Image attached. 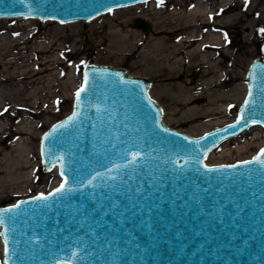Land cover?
Returning <instances> with one entry per match:
<instances>
[{"label": "water", "instance_id": "95a60500", "mask_svg": "<svg viewBox=\"0 0 264 264\" xmlns=\"http://www.w3.org/2000/svg\"><path fill=\"white\" fill-rule=\"evenodd\" d=\"M144 1L0 0V17L86 21ZM136 24L149 26L143 18ZM85 73L90 88L79 106L74 94L71 111L40 138L42 170L56 167L58 184L0 205H20L3 213V264H264V167L244 163L264 145L234 162L205 161L228 138L255 124L264 129V56L248 65L235 119L199 135L164 122L149 78L89 62L77 90ZM74 113V123L58 127ZM135 152L142 159L132 163ZM62 184L65 191L50 196ZM41 194L50 198L36 200Z\"/></svg>", "mask_w": 264, "mask_h": 264}, {"label": "rangeland", "instance_id": "374dc122", "mask_svg": "<svg viewBox=\"0 0 264 264\" xmlns=\"http://www.w3.org/2000/svg\"><path fill=\"white\" fill-rule=\"evenodd\" d=\"M245 1L254 9H260L261 5H264V0ZM146 2L111 9L115 11L112 19L102 21L97 27L86 24L88 20H78L83 24L78 36L76 35L78 28L73 30L64 27L58 31L57 26L63 23L52 19L0 17V162L7 163L5 157L10 155L12 150L26 146L29 149V159L32 160L27 167H22L21 171L16 169L21 174L31 171V174H27L28 179L24 183L17 182L21 179L8 183L5 180L9 178L8 170L4 167L0 168V205L11 203L20 197L46 192L58 183L56 170H42L39 154L40 138L47 127L70 112L86 63L121 67L130 74L149 78L151 82L149 93L162 106L164 122L191 135H199L234 119L237 108L246 93L245 73L248 65L254 57L264 56V33L260 31L264 28L262 18L257 17V22L253 23L250 29H244L246 23L243 21V23H226L214 30V35L221 36L223 41L227 42L228 54L224 59L227 63L231 61L235 63L236 66L234 65L231 69L236 71L231 72H236L237 76L228 79L221 87H214L215 91L211 95H215L218 101V104H212L217 111L216 115L187 121L183 120V116L189 108L206 106L209 103L210 95L196 87L202 86V80L213 74H207L199 67H189L180 78L172 81L185 82L187 87H194L192 91L186 88L179 91L174 85L168 87L164 83L167 81L158 80L156 76L158 71L153 56L139 47H133V42L140 35L147 38L153 37L155 27L156 29L180 27L181 22L184 21L181 13L191 10L197 4L216 8L218 4H224L225 0H168L162 3L154 0L157 4L153 5ZM233 2L234 4L222 13L225 17L236 13L242 0H233ZM175 11L181 12L176 14ZM138 18L148 22L147 29L136 24ZM91 19H89L90 22L94 20ZM27 21H31L32 28L27 29V26H30L26 25ZM257 23L258 26H256ZM182 30V28L177 29L175 33H180ZM29 33L32 36H28ZM250 33V37H247L246 35ZM160 35L165 36L166 33H160ZM74 38H78L79 42L74 43ZM70 41L77 51L65 47V44L69 45ZM220 72H223V69ZM216 77L213 81L218 80V76ZM200 92L202 93L198 94ZM178 93L181 96V102L172 104L171 97ZM186 96L189 98L187 99ZM220 110L222 112H219ZM239 136L242 141L245 140L246 146L243 150L236 151L237 144L234 138H231L225 145L232 150L228 155L221 156L219 145L213 149L215 152L212 156L209 153L206 162L211 164L233 162L251 157L264 144V129L259 124L247 128L244 134ZM12 154L15 156L16 152ZM0 264H2L1 239Z\"/></svg>", "mask_w": 264, "mask_h": 264}, {"label": "bare ground", "instance_id": "6f19581e", "mask_svg": "<svg viewBox=\"0 0 264 264\" xmlns=\"http://www.w3.org/2000/svg\"><path fill=\"white\" fill-rule=\"evenodd\" d=\"M163 1L167 2L168 0H163ZM148 2H150V3H148L150 5L157 4V3H154V0H150ZM234 2H233V0H225L224 4H220V5L218 4V7H216V8H214L213 6L207 7V6H202L201 4L200 5L197 4L191 10H189L185 13H181L183 15L184 21H182L183 23L181 22L180 27L172 28V29H170V28L169 29H167V28L156 29V27H155L154 31L152 33L153 37L147 38L145 36L142 37L140 35L139 38L135 39L133 42V44H134L133 47H135V48L139 47V48H141V50L146 51L151 56H153L154 61H155V65H156V68L158 71V74L156 76H157L158 80L167 81L164 83L166 85H168V87H171L174 85L176 88L179 89V91L183 90L184 88H186V90L192 91V88H194V87H192V88L187 87L185 82L184 83H178V82L172 81V80L180 78V76H182L186 72L187 68H189V67H199V68L203 69V72H205L207 74H213L212 76L210 75L209 77L206 76L205 80L204 79L202 80V83H201L202 86L196 87L198 89L201 88L203 93H208L210 95L209 103L206 106H192L191 108L188 109L187 113L184 114L183 120L190 121V120H195V119L201 118V117L209 118L211 116L216 115L217 111L212 106V104H218V101L216 100L215 95H211L215 91L214 87H216V86L221 87L222 85H224V83L228 79L236 78V76H237L236 72L235 73L231 72V71H236L234 69H231L235 65V63L233 61H231V63H227V62H225V59H224V57L227 56V54H228V50H227V46H226L227 42L223 41L221 36L218 37V35H216V34L214 35L213 34L214 30L221 28L226 23H231V22L243 23V21L246 23V25H244V29H250V28H252L253 23L257 22V17L262 18V20H263L262 23L264 24V5L263 6L261 5L260 9H258V8L254 9L253 7L248 6L247 5L248 2L245 0H242V3L238 7V10L236 13L231 14L228 17H225L222 13L226 9L231 7L234 4ZM140 4H142V3H140ZM131 6H135V5H131ZM127 7H129V6H127ZM112 11L113 10H111V12H110L108 10V11H106L108 13L104 12L106 14H104V13L98 14L95 17H93L91 20H93L94 18L97 17L96 19H94L91 22H90V20H88L89 22H86V24H88V25L90 24V25H93L95 27L100 26L102 21L105 20V22H106V21L112 19V16L115 14V11H113V12ZM180 12L175 11L174 13L180 14ZM102 14H104V15H102ZM19 17L20 16H18V18ZM2 18H5V17H2ZM24 18H38V17H24ZM39 19H41V18H39ZM226 20L227 21L230 20V22H227ZM74 21H76V22H74ZM74 21H70L72 23L66 22L68 24L63 23V25L59 24L57 26V30L60 31L61 29H64V27L69 28V29L78 28L79 30L76 32L77 33L76 35L77 36L80 35L81 30H82L81 27L83 26V24L78 20H74ZM27 22L28 23H26V25H30V26H27V29L32 28L31 21H27ZM178 23L180 24V22H178ZM256 26H258V23L256 24ZM109 27H112V26H109ZM181 28L183 29L182 32H180V33L177 32V34H176L175 33L176 30L177 29L181 30ZM184 30H187V31L185 32ZM160 33H166V35L165 36L160 35ZM173 34H175V35L173 36ZM112 35H113V33H112ZM250 35H251V33L247 34L246 36L250 37ZM28 36H32V34L29 33ZM27 37H25V38H27ZM81 37H82V35H81ZM128 37L132 38L130 35H128ZM57 42H59V41H57ZM73 42L78 43L79 42L78 38L75 39ZM100 42H101V40H100ZM122 42L124 43V41H122ZM72 44L73 43L70 41L69 45L65 44V47L67 46V48L70 47V49L68 48L69 50L77 51L76 47H73ZM80 44H79V46H80ZM98 44H100V43H98ZM77 48H79V47H77ZM230 53H232V52H230ZM232 55H233V53H232ZM221 68L223 69V72H220V70H222ZM218 71H219V74H218ZM237 72H239V71H237ZM216 76H218V80L215 79L213 81V79ZM211 80H212V82H211ZM202 92H200L198 94H201ZM193 96H194V94H193ZM171 98L172 99H170V101L172 104L177 103V102L178 103L181 102L180 101L181 96L179 93L174 94ZM186 98L188 99L189 97L186 96ZM223 111H224V109H223ZM219 112H222V111L220 110ZM205 129H207V127ZM233 138H234L235 143L237 144V147L235 148V150L236 151H240L241 149L243 150L244 147L246 146V144L244 142L245 140L242 141L240 136L232 137V139ZM230 139L231 138H228L225 142H223L220 145L221 146V156L225 155V154L228 155V153H230L232 151L229 147L226 148V146H225L226 144H228ZM11 152L12 153L16 152L15 156H17V157H15L11 153L10 155H7L5 157V159L7 160V163H4L5 161L0 162V168L2 169L4 167L5 169L8 170V177L9 178L5 179V180L8 183H11V181L15 182V181L21 179L20 181H17V182H21V183L23 182L24 183L28 179V177H26V176H28L27 174H31L30 173L31 171L28 173L23 172L21 174V172H17V170L21 171L23 169L22 167H24V168L27 167L29 165V163L32 161L29 159L30 158L29 157L30 155L28 154L29 149L26 146V147H23L22 149L12 150ZM214 152H215V150H212L210 152V155L212 156L214 154ZM20 165H21V167H20Z\"/></svg>", "mask_w": 264, "mask_h": 264}, {"label": "snow or ice", "instance_id": "6c2138e0", "mask_svg": "<svg viewBox=\"0 0 264 264\" xmlns=\"http://www.w3.org/2000/svg\"><path fill=\"white\" fill-rule=\"evenodd\" d=\"M20 3H27L28 0H19ZM163 0H159V3H162ZM109 11H111V9H109ZM260 31L262 33H264V28L260 29ZM104 71H107V70H104ZM114 75H117L119 76V73H115ZM120 82H124L123 81V78L121 77V81ZM90 88V84H89V79H88V74L85 73L84 75V81H83V84L81 85V87L77 90V92L75 93V96H76V101H77V106H79V103L81 102V93H84L86 91H88V89ZM248 104V101L246 100L245 101V105ZM99 111V109H97ZM5 111H7V109H5ZM78 113H74L72 117H69L68 118V121L66 123H62L60 125H58L59 128H65V127H68L69 124H72L74 123L75 120L78 119ZM241 118H243V114H241ZM237 123H239V119L237 120ZM230 127H235V125H231ZM45 139H47V137H45ZM138 158H141L140 157V153L139 152H135V153H131V159H132V163H135L136 160ZM58 160H62L63 157H58L57 158ZM245 164H248V163H257V164H260L262 167H264V150H261V153L258 157L254 158L253 161H245L244 162ZM124 167H127V165H124ZM120 169V166L117 165L114 169H110V171H119ZM207 171H214L215 169H206ZM61 175L64 176V173L63 171H61ZM100 178V174L97 173V175L95 177H93L92 179H90L87 183L86 186L88 187H91L93 186V180L95 179H98ZM110 179H117L116 176H111L109 177ZM66 182V180H65ZM68 191H72L71 188L67 189ZM65 191V188H64V185L62 184L60 188H57L55 190L54 193L50 194V196H54L56 193H63ZM50 196H44L43 194H41L40 196L36 197L35 199L36 200H40V201H47ZM23 203H28L27 201L23 202ZM118 205H113V207H117ZM20 208V205H15L14 206V209H19ZM14 209H4V210H0V226L4 225L5 224V218H4V215L3 213L4 212H12ZM9 219H12V217H9ZM0 235H3L5 237V239H7V233H0ZM5 252L7 253L8 252V248L5 247ZM77 254L76 253H73V256H76Z\"/></svg>", "mask_w": 264, "mask_h": 264}]
</instances>
